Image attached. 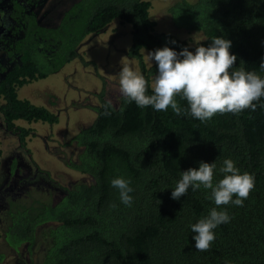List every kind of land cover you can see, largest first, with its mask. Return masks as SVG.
<instances>
[{"label":"trees","instance_id":"trees-1","mask_svg":"<svg viewBox=\"0 0 264 264\" xmlns=\"http://www.w3.org/2000/svg\"><path fill=\"white\" fill-rule=\"evenodd\" d=\"M38 1L28 0L32 5ZM32 5L15 1L14 32L20 35L7 41L6 50L10 59L20 61L0 80V110L25 148L32 130L17 126L16 120L54 124L59 115L21 98L19 87L60 71L80 56L88 36L116 18L131 25L127 55L138 60L148 81L147 95L154 94L151 76L157 64L147 66L142 49L167 46L177 53L184 48L195 52L216 36L232 42L230 52L237 60L230 71L243 67L264 78V0H177L169 8L173 23L203 33L194 46L174 33L155 31L150 0H78L55 26L40 23ZM176 99L182 109L189 108L185 99ZM108 102L103 99L95 121L75 135L83 150L77 160L67 162L90 182L73 183L58 203L38 200L11 209L4 235L8 243L14 248L26 243L31 249L38 228L53 223L44 232L40 264H264V97L254 102L255 111L216 114L207 122L176 115L170 107L141 108L124 96L105 115ZM2 154L0 146V164ZM225 159H232L241 174L253 176L255 187L243 206L217 208L230 221L213 230L216 238L209 250L199 251L192 225L217 207L211 190L190 188L179 200L172 191L183 171L198 169L202 161L216 165L218 183ZM118 177L130 181L131 206L120 201L119 190L111 185Z\"/></svg>","mask_w":264,"mask_h":264},{"label":"rangeland","instance_id":"rangeland-1","mask_svg":"<svg viewBox=\"0 0 264 264\" xmlns=\"http://www.w3.org/2000/svg\"><path fill=\"white\" fill-rule=\"evenodd\" d=\"M78 0H47L41 8L42 21L59 23L65 10ZM177 0H150V17L155 20L156 32L174 33L189 40L194 46L203 33L177 27L171 18L170 6ZM194 1V0H188ZM131 25L113 19L105 29L88 36L79 48L80 56L67 63L60 71L46 78L28 81L19 87V96L43 105L59 115L54 124L17 120L18 126L32 130L27 148L22 147L17 135L7 128L0 111V264H40L45 253L44 232L53 225L38 228L36 243L29 249L26 243L18 248L5 238L9 212L20 204L46 201L58 203L66 190L78 181L90 182V177L72 169L67 162L77 160L82 148L74 141L75 135L90 125L98 116L96 107L103 99L117 105L120 97V61L140 72L138 60L127 55L131 45ZM147 66L151 51L141 50ZM158 74L151 76V86Z\"/></svg>","mask_w":264,"mask_h":264},{"label":"clouds","instance_id":"clouds-1","mask_svg":"<svg viewBox=\"0 0 264 264\" xmlns=\"http://www.w3.org/2000/svg\"><path fill=\"white\" fill-rule=\"evenodd\" d=\"M231 46L230 40L216 36L210 46L200 44L195 52L184 48L177 53L166 46L149 53V59L158 66L152 95L146 94L148 81L145 77L121 60L119 92L128 102L134 101L141 108L152 106L156 111H167L170 107L176 115L186 113L202 122L211 120L216 114H238L245 109L255 111L257 104L254 102L264 97V78L243 67L230 71L237 60V56L230 52ZM260 68L264 70V63ZM177 96L187 101L188 109L180 107ZM110 104L111 101L104 105L105 115H110L107 111ZM215 167L214 163L202 161L198 169L183 171L172 191V198L179 200L190 188L196 191L202 186L211 190V198L217 207L192 225L195 248L199 251L209 250L216 238L213 230L230 221L228 213L217 208L228 204L243 206L255 187L254 177L241 174L232 159L224 160L219 169L224 176L214 184ZM111 185L119 190L120 201L131 206L129 193L133 189L129 186L130 181L118 177L111 181Z\"/></svg>","mask_w":264,"mask_h":264},{"label":"flooded vegetation","instance_id":"flooded-vegetation-1","mask_svg":"<svg viewBox=\"0 0 264 264\" xmlns=\"http://www.w3.org/2000/svg\"><path fill=\"white\" fill-rule=\"evenodd\" d=\"M15 1H19V2L21 1L27 7H30L32 5L30 2H28V0H0V80L5 76L6 71L10 67L14 66L17 62L20 61L19 57L10 59L6 50L7 41L10 40L12 36H17L18 34L20 35V33L16 34L14 32V29L16 28V24H17V18L15 16V11H14ZM46 1L47 0H39L36 4H33L32 6L37 13L39 22L45 25H50L44 23L42 21V16H41V8L46 3ZM50 26H55V25H50Z\"/></svg>","mask_w":264,"mask_h":264}]
</instances>
